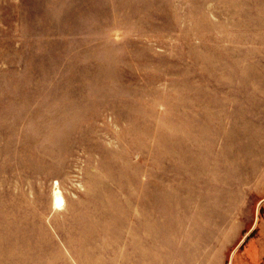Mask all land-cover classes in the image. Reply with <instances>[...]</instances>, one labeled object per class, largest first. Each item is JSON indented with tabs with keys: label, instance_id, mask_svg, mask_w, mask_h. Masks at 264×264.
<instances>
[{
	"label": "rangeland",
	"instance_id": "rangeland-1",
	"mask_svg": "<svg viewBox=\"0 0 264 264\" xmlns=\"http://www.w3.org/2000/svg\"><path fill=\"white\" fill-rule=\"evenodd\" d=\"M250 239L264 0H0V264H237Z\"/></svg>",
	"mask_w": 264,
	"mask_h": 264
},
{
	"label": "crops",
	"instance_id": "crops-1",
	"mask_svg": "<svg viewBox=\"0 0 264 264\" xmlns=\"http://www.w3.org/2000/svg\"><path fill=\"white\" fill-rule=\"evenodd\" d=\"M251 240H254V244L248 247ZM236 256L237 264H264V239H250Z\"/></svg>",
	"mask_w": 264,
	"mask_h": 264
},
{
	"label": "bare ground",
	"instance_id": "bare-ground-1",
	"mask_svg": "<svg viewBox=\"0 0 264 264\" xmlns=\"http://www.w3.org/2000/svg\"><path fill=\"white\" fill-rule=\"evenodd\" d=\"M53 205L57 209H62L65 205V199L59 190L58 184L54 188Z\"/></svg>",
	"mask_w": 264,
	"mask_h": 264
}]
</instances>
